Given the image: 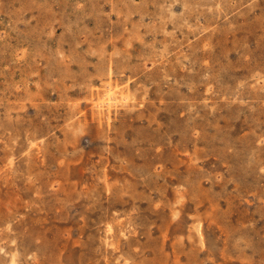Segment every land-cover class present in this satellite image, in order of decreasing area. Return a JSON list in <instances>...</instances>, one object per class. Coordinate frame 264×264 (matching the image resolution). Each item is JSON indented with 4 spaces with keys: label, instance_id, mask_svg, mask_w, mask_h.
I'll use <instances>...</instances> for the list:
<instances>
[{
    "label": "rangeland",
    "instance_id": "1",
    "mask_svg": "<svg viewBox=\"0 0 264 264\" xmlns=\"http://www.w3.org/2000/svg\"><path fill=\"white\" fill-rule=\"evenodd\" d=\"M0 264H264V0H0Z\"/></svg>",
    "mask_w": 264,
    "mask_h": 264
}]
</instances>
